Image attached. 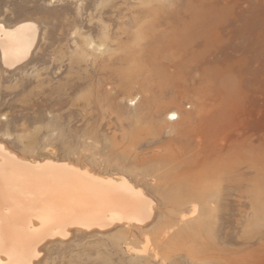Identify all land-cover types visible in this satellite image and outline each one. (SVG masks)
Segmentation results:
<instances>
[{"label":"rangeland","instance_id":"obj_1","mask_svg":"<svg viewBox=\"0 0 264 264\" xmlns=\"http://www.w3.org/2000/svg\"><path fill=\"white\" fill-rule=\"evenodd\" d=\"M23 22L37 39L12 66L0 52V142L152 205L47 238L34 263L264 264V0H0L1 24Z\"/></svg>","mask_w":264,"mask_h":264},{"label":"bare ground","instance_id":"obj_2","mask_svg":"<svg viewBox=\"0 0 264 264\" xmlns=\"http://www.w3.org/2000/svg\"><path fill=\"white\" fill-rule=\"evenodd\" d=\"M36 39L34 23L10 28L0 23L4 63L12 66L23 60ZM86 45L92 46V42ZM134 67L126 72L129 77ZM141 72H146L143 66L138 68ZM179 111L177 107L165 116L176 120ZM150 201L126 177L98 175L71 163L23 159L0 142V264H35L41 254L39 245L47 238L66 237L73 226L143 224L152 215ZM189 204V212H179L178 223L190 221L198 211L200 203L193 199Z\"/></svg>","mask_w":264,"mask_h":264}]
</instances>
